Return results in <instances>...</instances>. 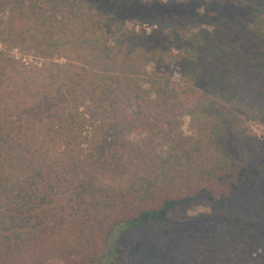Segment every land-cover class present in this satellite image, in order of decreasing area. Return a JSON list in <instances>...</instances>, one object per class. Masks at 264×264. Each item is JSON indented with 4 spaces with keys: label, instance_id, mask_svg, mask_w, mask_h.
I'll list each match as a JSON object with an SVG mask.
<instances>
[{
    "label": "trees",
    "instance_id": "trees-1",
    "mask_svg": "<svg viewBox=\"0 0 264 264\" xmlns=\"http://www.w3.org/2000/svg\"><path fill=\"white\" fill-rule=\"evenodd\" d=\"M223 6L250 18L207 17ZM250 123L264 128V0H0V256L130 198L143 209L109 226L99 262L116 264L124 231L168 223L183 202L152 197L208 156L223 171L255 147ZM263 172L243 160L227 195L203 191L230 201ZM192 220L207 226L177 264H264V193L244 216Z\"/></svg>",
    "mask_w": 264,
    "mask_h": 264
},
{
    "label": "rangeland",
    "instance_id": "rangeland-1",
    "mask_svg": "<svg viewBox=\"0 0 264 264\" xmlns=\"http://www.w3.org/2000/svg\"><path fill=\"white\" fill-rule=\"evenodd\" d=\"M194 9L197 10L196 7ZM188 11L192 12L193 9L189 8ZM208 16L241 20L250 18L244 11L233 6L215 7L207 13ZM141 29H146V25L136 27L137 31ZM28 63L30 65V62ZM198 95L199 91H196L195 94L182 98L178 104L179 110L189 108ZM180 122L182 135L188 138L189 142H193L196 136L190 119L182 116ZM249 128L255 147L250 148L242 160L234 158L231 166L221 171L215 166L213 158L208 156L202 166V173L194 170L192 176L186 178V174L189 173L187 172L177 178V183L172 189L161 190L152 197L147 205L152 209L157 208L165 199H183V202L170 213L168 223H146L135 230L124 231L117 240L121 255L116 264H177V257L183 246L193 235L207 226V223L193 221V218L199 214L244 216L248 213L255 200L264 193V172L246 177L241 187L232 194L230 201L211 202L203 190L211 191L214 198L225 196L229 192L227 185L235 179L243 160L254 164L264 160V128L255 123H250ZM104 181L108 182L106 179ZM126 201V207L108 210L101 217L100 223L93 220L89 223V228L85 227L82 215L67 218L63 227L55 233L41 234L12 255L0 256V264H99L110 247L107 241L109 226L126 221L143 209L135 208L141 204H136L137 202L130 198ZM65 204L61 199L56 206L60 208ZM130 204H133L132 207Z\"/></svg>",
    "mask_w": 264,
    "mask_h": 264
}]
</instances>
